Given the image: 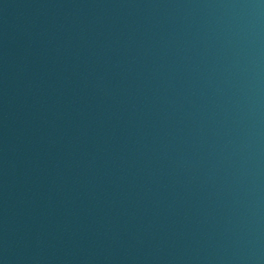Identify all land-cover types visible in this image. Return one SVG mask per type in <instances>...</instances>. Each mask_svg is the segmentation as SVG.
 I'll list each match as a JSON object with an SVG mask.
<instances>
[{"label": "water", "instance_id": "obj_1", "mask_svg": "<svg viewBox=\"0 0 264 264\" xmlns=\"http://www.w3.org/2000/svg\"><path fill=\"white\" fill-rule=\"evenodd\" d=\"M0 264H264V0H0Z\"/></svg>", "mask_w": 264, "mask_h": 264}]
</instances>
